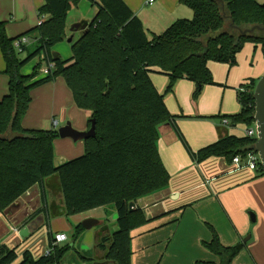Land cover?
I'll list each match as a JSON object with an SVG mask.
<instances>
[{
	"label": "trees",
	"instance_id": "obj_1",
	"mask_svg": "<svg viewBox=\"0 0 264 264\" xmlns=\"http://www.w3.org/2000/svg\"><path fill=\"white\" fill-rule=\"evenodd\" d=\"M83 0H45L39 15L47 19L26 36L34 38V50L23 52L0 23V49L9 77V92L0 101V212H5L34 186L52 177L59 179L63 195V215H75L114 205L118 231L98 238L97 248L113 264H132L131 232L148 223L146 213L137 207L139 200L166 190L171 181L159 152V129L171 124L196 163L210 157H246L256 150V138L225 135L214 144L194 152L177 126L180 116L173 115L165 103V93L155 88L151 74L170 78L167 93L174 84L187 79L195 84L193 101L199 100L207 85L215 84L210 62L237 66V57L246 43L262 44L264 33L241 35V29L264 27V3L258 0H179L193 11L192 20L181 19L165 32L149 36L142 21L124 0H90L96 15L88 30L71 43L72 57H53L51 50L68 37L69 13ZM224 14L228 18L224 17ZM26 48V47H25ZM55 64V70L41 75L42 64L30 75L23 68L39 55ZM57 78H63L76 106L91 113L96 121V136L85 142L81 157L62 165L55 162L57 130H27L22 120L32 102L31 92ZM258 81L243 85L239 93L241 111L235 115L202 117L228 121V127L255 125V87ZM224 126V125H223ZM226 127V126H224ZM91 128V124H90ZM220 128V127H219ZM264 176L262 165L256 171ZM136 207L131 209L130 205ZM85 231L80 225L75 236ZM205 243L219 258L217 264H232L239 255L236 247H225L217 233ZM50 238L49 253L35 259L28 251L0 245V264H62L72 247L60 248ZM216 264V263H198Z\"/></svg>",
	"mask_w": 264,
	"mask_h": 264
},
{
	"label": "crops",
	"instance_id": "obj_2",
	"mask_svg": "<svg viewBox=\"0 0 264 264\" xmlns=\"http://www.w3.org/2000/svg\"><path fill=\"white\" fill-rule=\"evenodd\" d=\"M124 1L142 21L149 36L162 34L178 20L194 17L193 11L180 4L179 0H157L151 5L146 0ZM44 4L45 0H0V23H5L7 36L17 39L36 29L40 21L39 11ZM94 8L90 0H83L72 10L75 12L72 17V11L69 13L67 40L52 48L53 57L63 60L72 57L71 43L78 40L83 32H71V27L85 21L91 22L94 18L90 20L89 17ZM27 37L30 43L25 48L26 56L33 46L31 43L36 42L34 38ZM71 38L72 42L69 43ZM252 48L256 55L251 58V67L240 73L237 71L232 83L229 82L231 69L236 66L230 68L224 65L226 69L222 70L225 76L216 77L214 67L219 71L218 65L210 67L209 64L215 84L204 87L198 103L192 99L195 84L187 79L180 80L175 90L177 97L173 98L178 99L177 108L175 104L172 107L167 105L165 99L171 114L185 116V120L178 118L176 123L194 152L216 143L227 134L245 137L246 129L239 134L235 127H228L229 124L224 127L220 121L202 117L222 115L223 109L224 113L239 111V93L243 85L259 81L264 75V51H260L255 44L251 46L250 53ZM33 60V67L24 75L31 74L37 64L41 63L43 68L48 62L42 54ZM26 68L23 70L26 71ZM153 74L166 75L159 72ZM46 76L41 74L39 78ZM152 80L159 89L161 81L156 77ZM230 88L234 92L227 91ZM8 92L9 77L0 49V101ZM213 94L217 96L216 99L209 101V96ZM31 99L29 110L22 120L24 129L58 131L71 123L77 131H89L91 113L76 106L63 78L33 89ZM54 120L58 122L56 127L53 126ZM159 132V152L171 181L166 190L145 197L136 204L145 211L148 223L131 232L132 264H217L219 258L205 246L213 239L212 230L225 247H235L250 236L249 247L244 245L242 250L246 252L242 255L241 251L232 264H264V176H258L257 172L249 169L235 170L225 158L220 157H210L196 163L171 124H164ZM54 150L56 164L62 165L84 155L85 142L58 138L54 142ZM63 209L64 200L57 177L48 179L42 186H34L5 212H0V245L16 249L18 262L26 251L35 259L47 255L50 238L54 241L56 235H66L64 242H67L68 235L61 231L66 230L68 225L73 228L65 219ZM74 218L76 225L79 220L82 225L89 219L99 221V225L91 230L85 229L87 233L82 234L79 242H76L73 228L75 239L70 247H78V258H73V262L68 264H89L92 261L94 264H113L104 259L105 253L97 248V243L98 238L111 236L118 231L114 205L100 207L92 210V213L79 214ZM86 254H92V257L87 258ZM241 255L244 263H239Z\"/></svg>",
	"mask_w": 264,
	"mask_h": 264
},
{
	"label": "rangeland",
	"instance_id": "obj_3",
	"mask_svg": "<svg viewBox=\"0 0 264 264\" xmlns=\"http://www.w3.org/2000/svg\"><path fill=\"white\" fill-rule=\"evenodd\" d=\"M258 2L260 3V4H263L264 3V0H258ZM74 11H72L71 13H70V17H72L73 15H74ZM95 15H96V9L94 8V10L91 12V14H90V20H92L94 17H95ZM193 18H191V19H189V20H192ZM188 20V19H187ZM251 46L252 47H254L255 46V44H252V43H246L245 44V46H244V48L242 49V51L239 53V57L237 58V66L235 67V68H233V69H231V71H232V76L230 77V79H229V82L230 83H232V79L237 75V71L240 73L241 71H243V70H245L246 68H249V67H251L250 65H252V64H250V61H251V58L252 57H254L256 54H255V52H254V50H253V48H252V50H251V53H250V49H251ZM34 47L35 46H32L31 48H30V51H33L34 50ZM257 48L260 50V51H262V49H263V51H264V48L262 47V44H257ZM247 51H249V52H247ZM21 59H25L27 56H26V54H22L21 56ZM33 64H34V60L33 61H31V62H29L25 67H24V70H25V68H26V71H24V70H22V73H25V72H29L30 71V69L33 67ZM210 64V67L212 66V65H214V64H217L218 66V69H219V71H217L216 69H215V67H214V72H215V76L217 77H219V76H225V71H223L222 69L223 68H225L224 67V65L225 64H222V63H215V62H210L209 63ZM226 66V65H225ZM226 69V68H225ZM33 72V71H32ZM31 72V73H32ZM41 72V71H40ZM211 72H212V75H213V71H212V69H211ZM26 75V74H25ZM30 75V74H29ZM152 77H151V79H153L154 77H156L157 79H159L160 81H161V84L162 85H160V87H159V89H157V91L159 92H161L162 94H164L165 93V99H166V103H167V105L169 104V106L170 107H172V104H175L176 105V108L178 107V99H175L177 96H176V94H175V90H177V87H178V84L180 83V80L179 81H177L175 84H174V87H173V91L172 92H169V93H167L166 91H167V87H168V85L171 83L170 82V78L168 77V76H166V75H157V74H153V75H151ZM213 79H214V76H213ZM152 82H153V80H152ZM153 84H154V82H153ZM162 86V87H161ZM156 88V87H155ZM183 91H186V89L185 88H183L182 89ZM227 91H233L234 92V90L232 89V88H230V89H228ZM203 94V93H202ZM202 96V95H201ZM173 97H175V98H173ZM216 97L217 96H215V94H213V95H210L209 96V101L210 100H213V99H216ZM201 98V97H200ZM200 98H199V100H200ZM172 99H173V101H174V103H173V101H172ZM199 100H197L196 102L198 103L199 102ZM239 103V111L238 112H236V113H224V111H225V109H223V112H222V116L225 114V115H235V114H237V113H239L240 111H241V103L240 102H238ZM178 111L179 112H181V109H178ZM177 114H179V113H177ZM217 116V115H216ZM181 120H185V116L182 114L181 115ZM60 128V127H59ZM235 129H236V131H237V133H239V134H242L243 133V130H245V129H247L244 125H238L237 127H235ZM234 129V130H235ZM233 130V131H234ZM230 131V130H229ZM230 132H232V131H230ZM159 145V144H158ZM170 174V173H169ZM171 176V175H170ZM94 210V209H93ZM84 213H87V214H89V213H92V210H89V211H86V212H84ZM80 214H83V213H80ZM76 215H79V214H75V215H69V216H65V219H67L72 225H73V228H76V227H78V226H80V224H81V221L79 220L78 222H77V225H76V222H73V220L75 219L74 217L76 216ZM250 215H251V213H250ZM252 218V217H251ZM75 221H76V219H75ZM83 223V222H82ZM73 228H71L69 225H68V228H66V230H63V231H61V232H64L65 234H67L68 235V241L67 242H64L62 245H60L59 247L60 248H65V247H70V245L73 243V241H74V239L76 238V242H79L81 239H82V234L84 233H87V232H85V231H82V233L80 234V235H78V236H75V238L73 237V233H74V229ZM73 232V233H72ZM249 237V235L247 236V237H245L244 239H243V241L245 240V239H247ZM86 243H87V241H86ZM250 239L248 240V242L245 244V245H247L248 247H249V245H250ZM241 244V243H240ZM240 244H238V245H235V247L237 248ZM77 246H75V247H73V248H69V250L67 251V253L65 254V256H64V258H63V260H62V264H68V263H70V262H73V258H78V255H77ZM243 249H241V250H239L240 252L242 251ZM246 250H247V248H246ZM239 252V253H240ZM246 251L244 250V251H242V255L245 253ZM242 255L240 256V259H239V263H244L243 262V259H242ZM87 258H91L92 257V254L89 256V255H85ZM89 264H94L93 263V261L92 262H89Z\"/></svg>",
	"mask_w": 264,
	"mask_h": 264
},
{
	"label": "water",
	"instance_id": "obj_4",
	"mask_svg": "<svg viewBox=\"0 0 264 264\" xmlns=\"http://www.w3.org/2000/svg\"><path fill=\"white\" fill-rule=\"evenodd\" d=\"M224 17L228 18L226 14H224ZM89 25H90V22H87V21L83 23L75 24L71 27V32H77V31L86 32L88 30ZM231 27L236 28L241 35H250V34H254L255 32L264 33V27L259 26V25H256L252 28L241 29V28L236 27L234 22L232 21ZM68 42L71 43L72 38L69 39ZM254 97H255V103H256L255 121L257 124V131H258V139L256 142L255 149L261 158V165L264 170V75L259 79L255 87ZM95 128H96V121L92 119L91 128L87 132L77 131L76 129L72 127L71 123H67L66 126L58 130V133H59L60 138L62 139L70 138L74 142H79V141H86L88 139L94 138L96 136ZM135 207L136 205L133 203L130 205L131 209ZM252 217L254 220L255 219L254 216ZM98 225H99V221L94 220V219H89L82 223V226L86 230H91L92 228ZM249 239H250V236L247 239H245L237 247V249L238 250L243 249L244 245L248 242Z\"/></svg>",
	"mask_w": 264,
	"mask_h": 264
},
{
	"label": "built area",
	"instance_id": "obj_5",
	"mask_svg": "<svg viewBox=\"0 0 264 264\" xmlns=\"http://www.w3.org/2000/svg\"><path fill=\"white\" fill-rule=\"evenodd\" d=\"M157 0H146L147 4H154ZM45 16L40 17L39 26L42 25V23L45 21ZM30 43V39L27 36H23L18 38L15 41V48L18 50V52H23L25 47ZM55 70V64L52 62H49L41 69V74L48 75L51 71ZM241 91H244V88L241 89ZM229 123L228 121H224L223 125L227 126ZM58 125L57 121H53V126L56 127ZM245 137H251L258 139V131H257V124L255 122V125L252 128H247L245 131ZM261 165V158L256 150L248 153L246 157L238 156L234 158L233 162L231 163V167L235 170L239 169H249L251 171L256 172ZM67 240L66 235H56L54 239V245H57L58 243H62ZM49 253V252H48Z\"/></svg>",
	"mask_w": 264,
	"mask_h": 264
}]
</instances>
